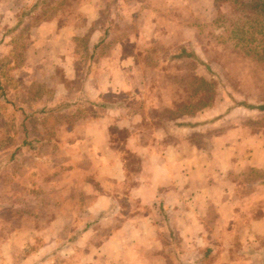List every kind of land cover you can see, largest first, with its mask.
<instances>
[{"label": "crops", "instance_id": "crops-1", "mask_svg": "<svg viewBox=\"0 0 264 264\" xmlns=\"http://www.w3.org/2000/svg\"><path fill=\"white\" fill-rule=\"evenodd\" d=\"M197 2L66 0L42 21L55 48L39 58L63 63L39 66L53 93L39 103L72 111L55 128L30 111L39 141L1 168L26 181L15 173L0 191V264H264V180L242 192L232 177L264 170V144L240 106L195 110L187 85L140 61L153 42L201 53Z\"/></svg>", "mask_w": 264, "mask_h": 264}, {"label": "rangeland", "instance_id": "rangeland-1", "mask_svg": "<svg viewBox=\"0 0 264 264\" xmlns=\"http://www.w3.org/2000/svg\"><path fill=\"white\" fill-rule=\"evenodd\" d=\"M65 1L0 0V156L4 155L3 151L8 147H15L20 143L23 134L22 111L30 112L43 107L39 102L44 101V96L41 97L44 93L46 102L52 103L53 93L42 82L38 72L39 66L57 67L54 65H62L59 63L63 61L57 55L50 59L39 58L46 49L55 48L47 42L48 35L44 34V27L40 28L39 25L45 18L56 17L61 10L59 6ZM205 12L203 10L195 17L203 32L201 53L198 55L208 63L210 72L205 69L210 76L203 68L190 64L179 72L201 77L204 82L193 81L190 77H186L184 84H179L175 75L164 72L173 77L178 85H187L185 88L189 89L188 93H190L188 99L190 97L191 100L193 95L195 101L200 99L195 104L196 110L206 108L202 106L205 100L211 102L210 106L216 104V111L221 113H229L232 108L240 106L242 110L237 112V118L244 119L242 129L248 127L252 132V144L258 142L260 146L264 144V110H259L255 106L264 104V8L259 1L252 0L249 6L231 9L225 16L213 17ZM225 23L229 24L224 26ZM241 41L247 43V47L240 45ZM178 45L179 43H174L167 46L161 42H153L144 48V53L147 57L156 55L162 57ZM156 60H158L156 68L173 69L172 64L160 59ZM27 65H29L28 70L25 68ZM2 91L13 105L1 95ZM71 108H66V110L70 109L65 112L66 115L72 111ZM39 120L31 118L27 121V126H31V122H34L37 129L38 122L43 124V118ZM58 123L59 121H51L50 125L55 128ZM28 131L30 133L31 129L29 128ZM249 143L245 140L242 146L246 147ZM254 161L252 159V162ZM9 171L10 169H7L0 178L3 180L0 183V191L3 190V193L6 192L5 183L12 182ZM15 173L21 178L25 176L26 181L24 170L17 168ZM232 177L240 180L243 185L241 191L244 192L243 183L249 179L264 180V170L252 166L251 169L234 174ZM19 192L25 194L24 190ZM24 202L22 200L23 204ZM83 252L84 257H89L88 251Z\"/></svg>", "mask_w": 264, "mask_h": 264}, {"label": "trees", "instance_id": "trees-1", "mask_svg": "<svg viewBox=\"0 0 264 264\" xmlns=\"http://www.w3.org/2000/svg\"><path fill=\"white\" fill-rule=\"evenodd\" d=\"M41 1H47V0H41ZM251 1L252 0H198V2L196 3L194 8H189L188 17L189 18H194L195 23L200 28L201 25H200L199 21H196L195 15L200 13L201 11L204 10V11H206L205 13L207 15H211L213 17L214 16L218 17L219 15L220 16H225L227 14V12L229 13L231 11V9H235L236 10L238 7L249 6L251 4ZM257 1H259L261 3V6H263V8H264V0H257ZM185 6H188V4H185ZM227 24H229V23H225L223 25L226 26ZM179 33H180V30L178 29L176 31V35H178ZM174 43H176V42L174 41ZM239 44L247 47V43H244L243 41H241ZM248 49L249 48H247V50ZM144 50L145 49H143L140 52V61L142 62L143 65H145L148 68L156 66L157 65V61H158L156 59H160L161 61H164L167 64H172L173 65V69L172 70L163 69V68H160V69L163 70V71H166V73L171 72L173 75H175L176 78H177V82L179 84H184L186 77H190L193 81H195V80L203 81L201 77H197L195 75L194 76L187 75L186 73H183V72L180 73L183 70V68H186L187 66H190V64L197 65L201 69L203 68V70L205 72H206V69L210 72V68L208 66V63L200 58L198 53H196L194 46H192L190 44L189 45L179 44L176 48H174L173 50L169 51L167 54L162 55V57H159L158 55L153 56V57H151V56L147 57L145 55V53H144ZM253 57L255 58V56H253ZM152 58H154V59H152ZM179 70H180V72H179ZM206 74H208V73L206 72ZM206 82H210V80H206ZM3 93L4 92L2 91L1 95H4V98L8 101V103L13 105V102L9 101V99L6 98L5 93L4 94ZM210 105H211V102L209 100H205L203 102V104H202L203 107H208ZM69 106H71L70 102L60 103V104L55 105V106H43V107H40V109H35L32 112V114L46 115L45 118L47 120V123L50 125L51 121L56 122V121L59 120L58 112L61 111L63 108L64 109L68 108ZM194 107L195 106H193V109H194ZM255 107L257 109H259V110H264V104L256 105ZM22 113H23V120H22L21 124H22V127H23V134H22V137H21L22 141L20 142V146H26V145L29 146L30 145L31 147H28V148H32V146L35 145V142L39 141V138L38 137H34V136L28 138V135H27L28 133H27V128H26V122L25 121L27 119V115H29L31 113L27 112V111H24V110L22 111ZM50 127H51V125H50ZM20 146L19 147H15L12 151H9L8 153H4V155H2L0 157V171H1V168L4 165L10 164L14 160V158L17 155V153L20 152ZM7 167L2 172V174L7 169H10V168H7ZM16 169H14V170L10 169L9 174L10 175H14ZM5 184H6V188H9L10 186H13L12 182H7ZM20 188H21L20 191L21 190L22 191L25 190L24 187H20Z\"/></svg>", "mask_w": 264, "mask_h": 264}]
</instances>
